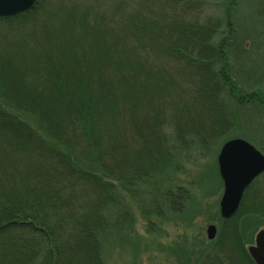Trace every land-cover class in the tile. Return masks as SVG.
Masks as SVG:
<instances>
[{
  "label": "trees",
  "instance_id": "trees-1",
  "mask_svg": "<svg viewBox=\"0 0 264 264\" xmlns=\"http://www.w3.org/2000/svg\"><path fill=\"white\" fill-rule=\"evenodd\" d=\"M44 1L37 0L33 11L0 17V66L5 77L0 76V95L36 121L35 127L27 125L0 105V258L12 264H104L103 232L110 213L118 209L123 214L114 222L117 226L131 222L123 193L164 172L173 145L185 150L192 145L189 138L206 141V134L235 128L237 119L220 106L221 95L236 99L243 110L251 105L264 108V98L255 99L256 91L242 95L228 75L232 19L239 0H222L227 35L216 43L217 22L203 24L192 20V14L188 21L182 17L190 0H141L123 25L110 21L108 28L66 14L60 31L46 26L43 48H37L28 37L18 40L15 34L24 26L31 30L38 26L32 15ZM182 3L185 6L178 11ZM71 18L79 22L70 25ZM125 40L142 57L145 50L147 56L167 54L176 63L165 67L166 74L155 67L148 76L136 61L119 78L118 68L128 53ZM60 57L65 62L78 60L84 70L76 75L64 68V61L51 65ZM105 70H114L119 77L110 81L112 75L101 72ZM9 79L14 81L11 86ZM148 99L151 114H139ZM213 104L217 121L207 114ZM190 112L186 122L180 113ZM158 195L152 201L155 207L143 210L144 216L165 219V207L182 218L190 215L188 189H164ZM254 199L245 196L239 213L223 221L219 241L230 235L236 242L249 239V230L264 221V213L252 211L257 206ZM241 225L246 226L242 238ZM241 249V254H221L227 255L221 261L235 264L231 255H238L241 263L252 262L244 244ZM188 258L190 253L181 263H191Z\"/></svg>",
  "mask_w": 264,
  "mask_h": 264
},
{
  "label": "rangeland",
  "instance_id": "rangeland-1",
  "mask_svg": "<svg viewBox=\"0 0 264 264\" xmlns=\"http://www.w3.org/2000/svg\"><path fill=\"white\" fill-rule=\"evenodd\" d=\"M140 1L45 0L43 2L44 5H40L32 15L38 18L36 19L38 26L34 27L36 23L34 26L32 25L34 27L33 30L24 26L23 29L16 31L15 36L18 40L19 38L28 37L32 40L33 46L43 48L42 39L47 36L49 29L46 26H52L50 28L52 32L60 31L66 14H75L80 21L92 20L100 22L98 26L100 24L108 28L110 21L114 26L121 24L126 20V17H130V14L138 8ZM184 1L188 2L189 0ZM239 1L238 10L235 11L232 19L234 37L233 47L229 50L231 71L228 75L230 74L229 76L241 90L242 95L256 91L258 96H255V99H262L264 98V0ZM190 2L188 11L184 12L182 17L188 21L190 20L188 17L192 14V20L203 24L217 22L220 25V31L214 42H220L227 35L225 6L222 0H190ZM184 6L185 4H180L177 8L178 11H182L181 9ZM34 9L35 5L29 11ZM76 21V19L71 18L69 21L70 25ZM110 29L112 28L110 27ZM53 34L51 33L50 35ZM9 40L15 39L9 37ZM21 40L20 42H22ZM125 44L128 46V53L125 62L121 63L122 67L118 68L119 72L117 74L120 77L117 74L116 76L114 75V70L101 71L107 75H112L110 76L111 79L108 78L110 81H116L113 76L124 78L125 69H129L130 64L136 63V61H139L148 76H151V74H148L149 71L155 72V67H161L159 72L161 74L165 72L166 74L165 67L169 69L176 63L174 60L169 59L166 56L167 54L161 57L152 52L150 56H147V51L145 50L142 52L143 58L130 41L128 43L125 40ZM1 60L2 58H0V64L2 65ZM113 60L114 57L110 59L108 64H111ZM59 61H64L65 69L69 70L71 68V74L75 72L77 75L84 70L82 68L83 65H80L78 60L75 59L73 63L68 58L67 62H65L64 57L52 61L51 65L56 67ZM169 62L172 65H168L167 63ZM3 67L0 66V76L4 80L5 77L1 75L4 70ZM14 75L18 76L15 73ZM77 81L80 82L81 80L77 79ZM13 82L9 79L7 85L11 86ZM209 90L212 91V89ZM25 91H28L27 88ZM5 101L0 95V105L8 113L17 116L20 120L26 122L27 125L35 127L36 121L32 116L18 112L16 109L14 110L12 104L9 106ZM219 101L220 106L231 114L235 120L237 119L238 124L235 128L232 127L227 130L225 134H210L209 136L206 134V141H201L196 137L189 138L192 145L185 150L173 145L172 159L164 172L157 174L149 183H139L134 187L131 186V188L129 186V191L124 192L123 195L124 202L130 208L131 222L126 224L127 226L124 225V227L117 226L114 222L117 219L119 220L123 214L120 215L121 213L118 209L110 213V224L103 232L104 264H182L181 260L186 259L188 253H190V260L188 258L189 261L187 262H191L189 264H209L211 260L217 262L221 254L230 252L238 254L237 250L240 242H236L231 235L226 241H218L219 236L211 241L207 235V229L210 225H215L217 229L224 227V220L220 217V202L224 193V185L220 176L218 159L223 146L239 138L249 141L264 153V108L251 105L248 109L243 110V107L237 104L236 99L234 100L227 93L221 95ZM149 102L150 100L148 99L146 101L148 105L143 106L139 114L142 112L146 115L151 114L149 110V105L151 104ZM213 109H210L209 113H207L209 115L208 118L217 121L219 120V114L215 111V104H213ZM180 114L186 122H189L190 116L188 115H191V112L184 116L182 113ZM148 124L150 127L151 123ZM205 125L208 130L210 127L209 122L205 123ZM171 133L172 130L169 128L167 134L170 138H172ZM197 135L202 136L201 134ZM260 182L261 187H264V174L261 175ZM116 183L118 184V182ZM118 187H120L119 184ZM180 187L190 191L191 198L188 202L190 207L188 214L190 215L182 218L171 214L166 207L165 210L168 215L165 219H160L157 215L149 217L143 215V210L155 207L156 203L152 201L159 197L160 195L158 194H162L164 189L176 191ZM254 200L257 206L261 205L259 207H264V197ZM258 223L261 224L259 228L264 226V221ZM232 232L230 231L229 234H232ZM250 236L249 233V238ZM201 244H203L202 248H200ZM235 246L236 249H234ZM246 247H248V243ZM203 248L204 251L201 250ZM10 261L0 258V264H12V261ZM235 264H241V262L236 261Z\"/></svg>",
  "mask_w": 264,
  "mask_h": 264
},
{
  "label": "water",
  "instance_id": "water-1",
  "mask_svg": "<svg viewBox=\"0 0 264 264\" xmlns=\"http://www.w3.org/2000/svg\"><path fill=\"white\" fill-rule=\"evenodd\" d=\"M37 0H0V17H12L29 11ZM220 173L225 183L221 215L229 219L239 210L245 189L264 172V155L249 142L236 139L226 143L219 155ZM208 237H216V227H208ZM256 264H264V231L257 245L249 248Z\"/></svg>",
  "mask_w": 264,
  "mask_h": 264
},
{
  "label": "flooded vegetation",
  "instance_id": "flooded-vegetation-1",
  "mask_svg": "<svg viewBox=\"0 0 264 264\" xmlns=\"http://www.w3.org/2000/svg\"><path fill=\"white\" fill-rule=\"evenodd\" d=\"M261 177V176H260ZM260 177H258L247 189H246V191H245V193H244V197L245 196H249V194H250V196H252L253 195V197L255 198V199H258V198H260V197H264V187L262 186L261 187V182L259 183V181H260ZM263 210V211H262ZM256 215H259V214H261V212H263L264 213V207H259V206H255L254 208H253V210H252ZM262 223V222H261ZM261 224H257V225H254V229L252 230H249V233H250V238L248 239H243V240H245L244 242L243 241H239L240 242V244H239V246H238V250H237V253L238 254H241V251H242V249H241V245H245V249H246V251L248 252V249H247V247H246V244L248 243V245H249V243L251 244L252 242V244L251 245H256V242H257V240H256V235H257V233L259 232V231H262V230H264V226H262V227H260L259 228V226H260ZM240 226V225H239ZM241 226H243V225H241ZM244 227H246V226H243V229H244ZM240 228V227H239ZM221 229L222 228H219L218 229V231H217V235H216V237H220V235H221ZM243 229H241L240 230V232H238V234L240 235V237L242 238L243 237V232L245 231V229L243 230ZM259 229V230H258ZM258 230V231H257ZM249 233H248V236H249ZM253 235H254V237H253ZM219 241V240H218ZM242 242H243V244H242ZM250 245V246H251ZM248 255H249V252H248ZM222 256L223 255H220V257H219V260L217 261V262H214V261H209L211 264L213 263V264H226V262H222L221 261V258H222ZM232 256V258H234V259H236L237 261H240V256H238V255H231ZM223 257H225V258H227V255H224ZM249 258H250V260L252 261V262H247V263H241V264H256L255 263V261L252 259V257L249 255ZM239 259V260H238ZM242 261V260H241Z\"/></svg>",
  "mask_w": 264,
  "mask_h": 264
}]
</instances>
